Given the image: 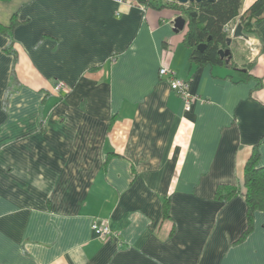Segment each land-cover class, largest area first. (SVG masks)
<instances>
[{"label": "crops", "instance_id": "obj_1", "mask_svg": "<svg viewBox=\"0 0 264 264\" xmlns=\"http://www.w3.org/2000/svg\"><path fill=\"white\" fill-rule=\"evenodd\" d=\"M255 1L242 0V12ZM9 2V11L0 2V22L16 21L14 55L0 33V264H264L263 213L241 240L243 197L215 199L218 186L241 185L254 148L264 165V20L247 37L255 54L237 38L236 68L200 67L186 26L173 29L174 9ZM160 67L190 81V111ZM104 220L111 234L96 236L91 224Z\"/></svg>", "mask_w": 264, "mask_h": 264}, {"label": "trees", "instance_id": "obj_2", "mask_svg": "<svg viewBox=\"0 0 264 264\" xmlns=\"http://www.w3.org/2000/svg\"><path fill=\"white\" fill-rule=\"evenodd\" d=\"M10 0H0L9 2ZM147 7L161 10L170 8L178 11L180 16L186 20V30L183 42L190 51V62L197 66H207L223 64L231 68H236L232 62L225 63L218 55L220 49H229L230 45L237 42V38L232 39L231 44L227 45L229 35L224 31L228 24H240L244 38L254 34L255 24L264 20V0H256L244 12H242V0H203L199 3L178 4L169 0H139ZM195 14V16H193ZM16 25V21L11 18L8 25L0 22V33L9 38L5 52L14 55L12 50L13 42L11 32ZM242 38V39H244ZM204 44L205 48L201 51L198 45ZM264 49V46H263ZM12 87L9 86L5 100L8 99ZM258 151L254 148L252 155L244 166L242 183L237 185L218 186L215 199L220 202H227L235 196H242L246 206V228L244 229L241 240L253 228V216L256 211L264 215V165L258 166ZM167 201L164 205L166 214ZM239 238V239H240Z\"/></svg>", "mask_w": 264, "mask_h": 264}, {"label": "built area", "instance_id": "obj_3", "mask_svg": "<svg viewBox=\"0 0 264 264\" xmlns=\"http://www.w3.org/2000/svg\"><path fill=\"white\" fill-rule=\"evenodd\" d=\"M117 5H122L126 2V0H112ZM143 9V7H142ZM236 25L228 24L224 27V31L231 37L234 33ZM245 45L251 54H255L256 50L253 46V40L250 38H245ZM159 77L166 80L168 87L171 91H173L182 101L184 111L188 112L191 109L192 104L195 99H197L196 95L191 92V83L188 80L179 78L176 74L166 68L160 67L158 71ZM62 84L57 83L54 86V90L57 92L61 89ZM91 230L96 236H109L111 234V229L109 227V222L107 220L97 222L93 221L91 224Z\"/></svg>", "mask_w": 264, "mask_h": 264}, {"label": "water", "instance_id": "obj_4", "mask_svg": "<svg viewBox=\"0 0 264 264\" xmlns=\"http://www.w3.org/2000/svg\"><path fill=\"white\" fill-rule=\"evenodd\" d=\"M169 1L176 2V3L181 4V5H185L187 3H193V2L199 3L203 0H169ZM193 16H195V14H193ZM185 26H186V20L184 17L178 16L174 19L173 29L175 32L182 31ZM235 38H244L240 24L236 25L233 35L231 37L227 38V45L229 46L231 44L232 39H235ZM204 48H205L204 44L198 45V47H197V49H199L201 51ZM218 55L221 59H225V63H229V61L231 59V51L229 49H225V50L220 49L218 51Z\"/></svg>", "mask_w": 264, "mask_h": 264}, {"label": "rangeland", "instance_id": "obj_5", "mask_svg": "<svg viewBox=\"0 0 264 264\" xmlns=\"http://www.w3.org/2000/svg\"><path fill=\"white\" fill-rule=\"evenodd\" d=\"M11 2H3V6L4 7H6L7 8V10L9 11L11 8H13L14 6L12 5V4H10ZM1 20H3V19H1ZM238 43V42H237ZM230 48H231V50H232V60L234 59V56L236 55V53H237V49L235 48V44L233 43L232 45H230ZM9 86H14V82L12 81L11 83H10V85Z\"/></svg>", "mask_w": 264, "mask_h": 264}]
</instances>
